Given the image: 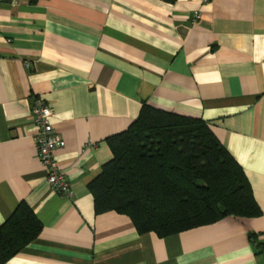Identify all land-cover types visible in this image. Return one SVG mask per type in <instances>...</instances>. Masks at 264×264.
<instances>
[{"label": "crops", "instance_id": "crops-1", "mask_svg": "<svg viewBox=\"0 0 264 264\" xmlns=\"http://www.w3.org/2000/svg\"><path fill=\"white\" fill-rule=\"evenodd\" d=\"M38 103L69 198L38 159ZM143 105L203 121L260 214L167 236L96 214L106 140ZM20 207L40 230L3 264H264V0H0V225Z\"/></svg>", "mask_w": 264, "mask_h": 264}, {"label": "trees", "instance_id": "trees-1", "mask_svg": "<svg viewBox=\"0 0 264 264\" xmlns=\"http://www.w3.org/2000/svg\"><path fill=\"white\" fill-rule=\"evenodd\" d=\"M106 142L112 158L89 185L96 214H124L140 233L161 236L260 214L242 168L200 119L143 105L129 127ZM39 230L32 213L18 208L0 225V264Z\"/></svg>", "mask_w": 264, "mask_h": 264}, {"label": "built area", "instance_id": "built-area-1", "mask_svg": "<svg viewBox=\"0 0 264 264\" xmlns=\"http://www.w3.org/2000/svg\"><path fill=\"white\" fill-rule=\"evenodd\" d=\"M195 19H199L198 14L195 15ZM32 114L34 123L38 127L36 136L38 159L46 173V181L54 192L69 198L72 195L70 185L54 160L56 151L62 146V141L50 123L52 111L38 103L32 109Z\"/></svg>", "mask_w": 264, "mask_h": 264}]
</instances>
